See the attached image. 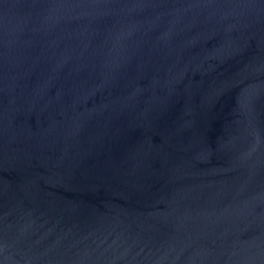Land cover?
Returning <instances> with one entry per match:
<instances>
[{
    "label": "water",
    "instance_id": "obj_1",
    "mask_svg": "<svg viewBox=\"0 0 264 264\" xmlns=\"http://www.w3.org/2000/svg\"><path fill=\"white\" fill-rule=\"evenodd\" d=\"M0 264H264V0H0Z\"/></svg>",
    "mask_w": 264,
    "mask_h": 264
}]
</instances>
